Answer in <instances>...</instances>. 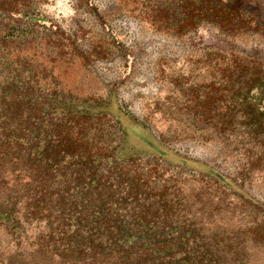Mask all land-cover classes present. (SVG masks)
Segmentation results:
<instances>
[{"label": "trees", "instance_id": "obj_1", "mask_svg": "<svg viewBox=\"0 0 264 264\" xmlns=\"http://www.w3.org/2000/svg\"><path fill=\"white\" fill-rule=\"evenodd\" d=\"M30 1L0 0V20L46 25ZM86 1L100 19L95 1ZM128 2L153 28L179 37L196 35L201 27L225 45L240 34L264 35V11L255 0ZM27 44L24 36L0 31V231L7 239L19 243L22 216L26 219L30 210L54 223L48 240L57 242L60 255L83 263L244 264L235 259L239 250L231 236H202V228L177 222L175 204L165 193L150 201L135 171L138 155L118 156L125 133L109 112L116 109L131 118L119 108L115 94L104 101L85 99L63 82L62 65L68 70L73 65L30 52ZM213 58L222 63L224 87L212 83L205 94L207 118H217L226 129L237 124L264 157V64L247 57L232 60L227 54ZM100 121L115 129L114 142L101 145L83 133ZM187 160L206 166L208 173H198L264 215V203L244 190L242 178ZM11 253L9 247L1 251L0 264H12Z\"/></svg>", "mask_w": 264, "mask_h": 264}, {"label": "rangeland", "instance_id": "obj_2", "mask_svg": "<svg viewBox=\"0 0 264 264\" xmlns=\"http://www.w3.org/2000/svg\"><path fill=\"white\" fill-rule=\"evenodd\" d=\"M94 1L100 19L86 0H31L34 12L48 23L25 26L3 19L0 31L27 38L24 48L30 52L73 65L72 70L62 65L63 82L85 99L104 101L114 93L119 108L162 143L118 110H110L125 133L118 156L138 155L135 171L144 180L150 201L165 193V199L175 204L177 222L187 220L202 228V236L213 232L231 236L239 250L235 259L264 264V215L199 174L208 173L206 166L187 160L205 163L228 178H242L244 190L264 203L261 150L237 124L226 129L217 118H207L204 108L210 85L224 87L222 63L213 57L227 54L232 60L247 57L264 64V35L240 34L225 45L201 27L196 35L179 37L153 28L128 0ZM255 1L264 11V0ZM85 132L101 145L114 142L116 135L107 121ZM28 211L26 219L22 216L19 243H11L0 231V252L9 247L12 264L90 263L61 256L54 246L57 242L48 240L51 220Z\"/></svg>", "mask_w": 264, "mask_h": 264}]
</instances>
